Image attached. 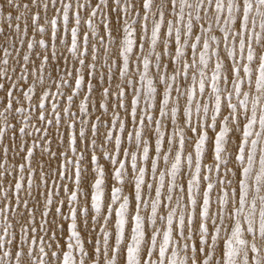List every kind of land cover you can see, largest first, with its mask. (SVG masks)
Wrapping results in <instances>:
<instances>
[{"label": "snow or ice", "instance_id": "1", "mask_svg": "<svg viewBox=\"0 0 264 264\" xmlns=\"http://www.w3.org/2000/svg\"><path fill=\"white\" fill-rule=\"evenodd\" d=\"M0 25V264H264V0Z\"/></svg>", "mask_w": 264, "mask_h": 264}, {"label": "rangeland", "instance_id": "2", "mask_svg": "<svg viewBox=\"0 0 264 264\" xmlns=\"http://www.w3.org/2000/svg\"><path fill=\"white\" fill-rule=\"evenodd\" d=\"M14 23H15V21H14ZM0 26L5 27V29L7 30V26H6V25H0ZM113 26L115 27V23H114ZM8 31H10V30H8ZM29 34L31 35V30H29ZM114 34H115V33H114ZM0 43H2V41H0ZM0 94H2V93H0ZM37 158H39V157H37Z\"/></svg>", "mask_w": 264, "mask_h": 264}]
</instances>
